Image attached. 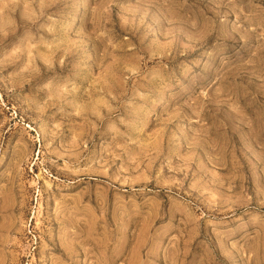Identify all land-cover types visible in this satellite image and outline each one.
Wrapping results in <instances>:
<instances>
[{
    "label": "rangeland",
    "instance_id": "obj_1",
    "mask_svg": "<svg viewBox=\"0 0 264 264\" xmlns=\"http://www.w3.org/2000/svg\"><path fill=\"white\" fill-rule=\"evenodd\" d=\"M0 264H264V0H0Z\"/></svg>",
    "mask_w": 264,
    "mask_h": 264
}]
</instances>
